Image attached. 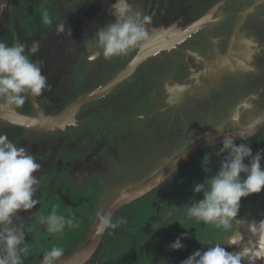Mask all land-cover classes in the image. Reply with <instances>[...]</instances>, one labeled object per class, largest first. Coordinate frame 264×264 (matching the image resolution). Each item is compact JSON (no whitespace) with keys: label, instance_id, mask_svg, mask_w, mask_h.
Here are the masks:
<instances>
[{"label":"flooded vegetation","instance_id":"obj_1","mask_svg":"<svg viewBox=\"0 0 264 264\" xmlns=\"http://www.w3.org/2000/svg\"><path fill=\"white\" fill-rule=\"evenodd\" d=\"M115 2L0 0V42L30 46L38 41L40 51L29 55L44 61L42 74L51 85L40 97H29L20 109L0 102V135L30 151L41 164L35 174L38 203L18 213L17 222L26 229L31 250L24 264H40L43 252L53 246L62 247L64 257L91 235L96 238L101 215L120 223L101 231L84 264H181L196 250L206 251L217 242L229 252L243 246L253 258L264 255V237L257 243L254 234L256 223L264 220V189L241 199L239 216L227 233L188 218L184 211L185 205L203 198L202 193H194V186L219 171L223 155L217 153L223 140L206 142L210 136L235 133L241 135L234 138L235 143H248L253 155L264 150V0H130L133 9L151 21L145 25L147 38L137 48L162 33L185 32L179 43L184 48L171 66H162L161 73L159 69L131 74L120 85L131 94L128 102L134 92L155 98L158 116L141 145L114 126H107L102 136L99 109L90 113L91 105H78V110L71 106L90 93L87 83L92 81L97 87L114 77V73L97 75L86 61L91 52L87 41L99 28L114 22L111 6ZM45 9L48 24L43 20ZM62 22L65 31L59 33L57 26ZM113 65L111 59L110 69ZM180 83L186 89H180ZM120 92L113 90L109 96ZM211 100L219 113L223 102L232 107L224 125L216 123L197 137L200 125L208 128L212 121V111L206 106L212 105ZM109 110L117 112L112 106ZM167 128L173 138L179 137L181 128L184 144L180 139L167 143L162 136ZM161 142L167 145L163 154L150 160L149 154ZM205 156L207 170L202 163ZM244 163L248 164L247 158ZM112 189L139 192L114 208L121 195ZM53 209L64 217L62 233L50 232L41 223ZM182 233H187L181 239L185 247L171 249L169 245ZM229 239L238 246L229 245Z\"/></svg>","mask_w":264,"mask_h":264},{"label":"clouds","instance_id":"obj_2","mask_svg":"<svg viewBox=\"0 0 264 264\" xmlns=\"http://www.w3.org/2000/svg\"><path fill=\"white\" fill-rule=\"evenodd\" d=\"M111 14L115 17L114 22L99 28L87 41L93 58L102 56L109 60L125 56L148 36L145 25L151 22L150 18L135 11L130 0H116L111 6ZM43 20L50 23L46 9L43 10ZM57 30L64 32L65 24L60 23ZM39 51L38 41L30 46L19 41L11 46L0 42L2 106L20 109L29 97H40L51 88L42 74L44 61L33 60L29 55L35 56ZM217 155H223L219 171L204 183L194 186V193H202L203 198L185 205L184 211L188 218L227 233L233 229L239 216L241 199L264 189V168L261 167L264 150L253 155L248 143L237 145L233 137L225 136ZM206 157L202 163L207 170ZM246 158L248 164L244 163ZM40 169L41 164L30 151L11 142L6 135H0V264H24L31 254L25 239L26 229L17 221L19 212L31 210L38 203L35 196L39 190V179L35 174ZM99 221L102 230L115 229L120 223L113 222L109 215L99 216ZM41 223L53 233H62L65 227L64 217L57 215L55 209L42 217ZM254 234L259 243V238L264 237V220L256 223ZM182 238H187V233H182L169 247L183 249ZM228 244L238 246L231 239ZM222 245L217 242L206 251L196 250L181 264H243L245 261L246 264H256L257 260H264V255L253 258L243 246H238L239 251L229 252ZM63 255L62 247L53 246L43 252L40 264H58Z\"/></svg>","mask_w":264,"mask_h":264},{"label":"water","instance_id":"obj_3","mask_svg":"<svg viewBox=\"0 0 264 264\" xmlns=\"http://www.w3.org/2000/svg\"><path fill=\"white\" fill-rule=\"evenodd\" d=\"M194 33L195 32H193V34ZM184 35L185 32L177 33L169 31L167 33H162L160 37L156 40H153L151 42L148 41L145 44H142L141 47H135L131 49L127 55L123 57L120 56V59L122 60L121 62L118 60L117 57L111 58L114 59V67L112 69H110L111 59L106 60L102 56L93 58V54L91 51L87 57L86 66L96 71L95 73H97V75L101 77H104L105 75H111L112 73H114V77H112L111 79H108L107 77V81H100L97 87L92 86V81L87 83L86 89H88L90 93L78 97V101L74 102V104H72L71 106L74 107L75 110H78V105H91L93 106V108L91 109L90 113H93L94 110L97 111L99 109L100 114L98 119V126L101 128L102 136H105L104 133L107 126H114L119 132L122 131L123 136L131 137L135 142L141 145L145 137H147V135L150 133V123L156 120L158 116V107L155 102V98L153 100H150V97L144 95V93L134 92V94H132L131 102H128L126 98L131 97V94L129 95L124 93L123 91L126 90V87L120 85H122L124 81L127 80L126 78H128L131 74H146V72H149L151 70L159 72V69L161 73L162 66H164L165 68L166 66H171L172 60H174L175 57H177L180 53V50L184 48H179L181 46L179 45L180 40L184 39ZM149 65L150 68L148 69ZM176 84V82H173V85L176 87V89H178V86ZM180 85V89H186L185 84L180 83ZM135 87L140 92V88L136 86V84ZM113 90H120L121 92L115 96H109V93ZM153 94L155 95V92H153ZM211 102V106L209 104H206V106H208L207 109L209 112L212 111L211 114H209L211 116L212 121L208 128H202L199 124L200 128L197 129V137H199L203 132L209 131L211 128L216 127V125H214L216 123L224 125L225 119L228 115L227 113L230 112V108L232 107L226 106L223 102L222 104L224 108L222 107L220 109L221 113H219L215 109V106L218 107V105L213 100H211ZM111 106L117 108L116 113L112 111L111 114L110 110L108 113L107 109ZM174 110L175 107H173L172 111ZM219 129H221V127ZM171 131V129L167 128V130L162 134V136L166 138L167 143L168 140H176L177 143V139H180L184 144L186 138L183 135L182 129H178V131L180 132L179 137L176 136L174 138L171 137ZM241 131L244 132L243 129ZM225 136H231L233 138L238 139L241 135H237L235 133L219 134L210 136V139L208 138L206 142L213 143L221 141L224 139ZM117 137L121 138V136L119 135H117ZM134 145L135 144L129 145V147H132ZM166 146V143L163 142H161L160 144L156 143V146L153 148V151H151V154H149L150 160H152V158H160ZM174 152L175 151H172V153ZM169 156L171 158L172 154L170 153ZM165 159L166 161L168 160L167 156L165 157ZM176 167H178V164L171 166L170 170L176 169ZM123 175L124 177H127V174ZM125 186L126 185L122 183V187ZM110 191L111 189H109V192ZM113 191L118 193L120 192L119 195H121V197H119L113 203L114 208L119 207L125 200L131 198L135 192H139V190L127 191V189H112V192ZM101 231L102 229L100 228V226H98V231L95 232L96 238L93 236L94 234L91 235V237L86 240L84 244H82L78 248H75L66 256L62 257L59 260L58 264H84L88 260L90 254L98 243Z\"/></svg>","mask_w":264,"mask_h":264},{"label":"rangeland","instance_id":"obj_4","mask_svg":"<svg viewBox=\"0 0 264 264\" xmlns=\"http://www.w3.org/2000/svg\"><path fill=\"white\" fill-rule=\"evenodd\" d=\"M27 20V19H26ZM24 22H25V20H24ZM27 22H29L28 20H27ZM24 28V27H23ZM168 142H170V140H168ZM46 209H48V206H47V208ZM131 260V259H130Z\"/></svg>","mask_w":264,"mask_h":264},{"label":"bare ground","instance_id":"obj_5","mask_svg":"<svg viewBox=\"0 0 264 264\" xmlns=\"http://www.w3.org/2000/svg\"><path fill=\"white\" fill-rule=\"evenodd\" d=\"M57 65V64H56ZM228 67V66H227ZM89 221V220H88Z\"/></svg>","mask_w":264,"mask_h":264}]
</instances>
